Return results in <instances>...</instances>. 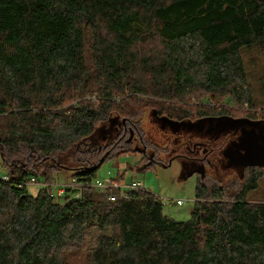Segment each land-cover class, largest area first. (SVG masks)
I'll return each instance as SVG.
<instances>
[{"label":"trees","instance_id":"trees-1","mask_svg":"<svg viewBox=\"0 0 264 264\" xmlns=\"http://www.w3.org/2000/svg\"><path fill=\"white\" fill-rule=\"evenodd\" d=\"M261 42L264 0H0V264H264V201L247 200L257 166L199 176L185 221L149 190L110 200L91 185L131 133L163 150L145 139L147 109L183 120L246 105L264 119L241 54ZM112 116L125 122L111 141L92 138ZM60 169L79 195H53Z\"/></svg>","mask_w":264,"mask_h":264},{"label":"rangeland","instance_id":"rangeland-1","mask_svg":"<svg viewBox=\"0 0 264 264\" xmlns=\"http://www.w3.org/2000/svg\"><path fill=\"white\" fill-rule=\"evenodd\" d=\"M241 54L247 80L251 87L253 103L257 107H261L264 105V43L261 42L243 49ZM232 109L233 111L229 110V112L234 117L263 119L260 114L256 118L247 115L250 111L246 105L242 107L236 105ZM141 127L147 139L153 140L159 146L166 147L158 154L156 163L143 170H137V162L141 161L142 154L135 151L114 155L107 158L97 168L91 179L92 186L95 185L96 181H114L119 175H123L120 181L126 184L131 181H141L144 189L151 191L161 199L162 212L165 215L175 221H185L189 218L194 205L195 186L201 174V166L205 167L207 173H213L222 179L237 173L236 168L227 166L219 150L222 142L217 139L211 142L208 135L192 129H173L169 125L163 127L150 109L145 111L141 120ZM105 129V126L98 125L91 137L100 140L106 138ZM202 143L210 144V147L215 150L208 154L205 153V147L201 146ZM137 145H139L138 140L134 137L132 148L137 147ZM139 155L140 159H138ZM1 161L0 157V176L6 174ZM72 172L69 169L54 171L51 184L52 193L56 199L63 200V196L56 194L58 187H65L64 185L75 181L72 180ZM37 180L27 184L28 192L32 195H35L42 185V179ZM72 189L68 195H78V188ZM176 200L182 202L176 203ZM247 200L249 202L264 201V177L258 180L256 188L248 192Z\"/></svg>","mask_w":264,"mask_h":264},{"label":"water","instance_id":"water-1","mask_svg":"<svg viewBox=\"0 0 264 264\" xmlns=\"http://www.w3.org/2000/svg\"><path fill=\"white\" fill-rule=\"evenodd\" d=\"M150 110L151 113L158 119V121L163 127L169 125L173 129H180V128L192 129L198 133H204L208 135L211 142L216 139L222 142L220 145L221 147L219 148V150L221 151V155L226 161L227 166L236 168L237 173L235 175L229 176L226 179H222L221 177L213 173H207L206 170L204 169L205 167L201 166L200 177H204L208 175L215 178L221 184H223L228 180H233V179L242 180L244 178L245 170L247 167L257 166L264 170V119H249L246 117H233L230 115H222V116H208V117L198 118L195 120H190V119L174 120L166 116H158L154 110L152 109ZM119 121L124 123L125 118L120 119L117 118V116H112L107 121V125H102L105 126L106 128L105 130L107 132L106 138L102 140L104 141V143L107 142V140L111 139L113 129L114 130L116 129V126L117 124H119ZM132 138L133 135L131 133L127 141L134 139ZM145 139L147 138L145 137ZM147 140L154 142L151 139H147ZM138 143L139 145H137V147L135 148H132L131 145L129 152L136 151L142 154L146 152L145 146L142 145L139 142V140ZM156 145L162 149L166 148L163 146H159L158 144ZM201 146L205 147V153L207 154L215 150L214 148L210 147L211 146L210 144L205 145L204 143H202ZM160 152L161 151H159V153ZM151 153L149 155L150 157L148 158L149 160L138 166L137 170H143L146 167L152 165V163H156L157 159H154ZM106 154L107 152H105V155ZM103 158L104 156L100 159L98 163L99 165L103 161ZM92 168H96V167L93 166ZM68 188L69 186H66L65 190H67Z\"/></svg>","mask_w":264,"mask_h":264},{"label":"built area","instance_id":"built-area-1","mask_svg":"<svg viewBox=\"0 0 264 264\" xmlns=\"http://www.w3.org/2000/svg\"><path fill=\"white\" fill-rule=\"evenodd\" d=\"M3 179H6L7 177L3 174L2 175ZM34 178H31L29 182H33ZM65 187H58L57 189V194L61 195L63 194L66 186H69L71 188H78V195L80 193L81 190V184H78L75 181L69 182L67 185H64ZM94 187L98 188L101 192H103L106 197L110 200L115 199L116 196V192H118V194L120 196L125 197L127 191L133 190V191H138L140 189H144L143 187V183L141 181H131L130 183L126 184L125 182H121V181H96L95 185H93ZM77 196V195H76ZM181 200H176V203H181Z\"/></svg>","mask_w":264,"mask_h":264},{"label":"flooded vegetation","instance_id":"flooded-vegetation-1","mask_svg":"<svg viewBox=\"0 0 264 264\" xmlns=\"http://www.w3.org/2000/svg\"><path fill=\"white\" fill-rule=\"evenodd\" d=\"M222 115H230V116H232L231 114H228V113H218V114H214V115H204V116H198V117H196L195 119H198V118H203V117H208V116H222ZM234 117V116H233ZM194 118V117H193ZM190 120H195V119H191V118H189ZM118 127V126H117ZM123 130H127V129H125L124 127H123ZM131 141H133V140H131ZM131 145H132V142H131ZM152 152V150L151 149H146V152H144L143 154L142 153H139V154H142V158H146L147 160H149L148 158L150 157L149 155H150V153ZM154 152V151H153ZM151 153V155L154 157V159H156L157 158V156L158 155H156L155 156V153ZM154 154V155H153ZM141 157H140V155L138 156V159H140ZM141 158V160H142V163H144L143 161H144V159H142ZM156 161V160H155Z\"/></svg>","mask_w":264,"mask_h":264},{"label":"crops","instance_id":"crops-1","mask_svg":"<svg viewBox=\"0 0 264 264\" xmlns=\"http://www.w3.org/2000/svg\"><path fill=\"white\" fill-rule=\"evenodd\" d=\"M113 181V180H112Z\"/></svg>","mask_w":264,"mask_h":264}]
</instances>
